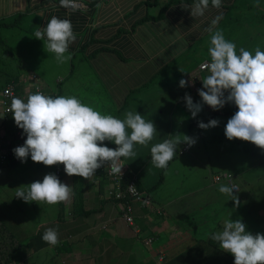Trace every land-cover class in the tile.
Instances as JSON below:
<instances>
[{
  "label": "crops",
  "instance_id": "obj_1",
  "mask_svg": "<svg viewBox=\"0 0 264 264\" xmlns=\"http://www.w3.org/2000/svg\"><path fill=\"white\" fill-rule=\"evenodd\" d=\"M81 1L83 5L72 10L61 7L60 0H0V18L10 21L16 17L15 22H17L23 18L24 12H34L35 33L41 27H46L52 16H57L60 19H70L73 31L77 35L76 41L69 47L71 53L69 61L62 64L58 63L55 57L47 58L41 61L40 65H35L33 69L26 67L28 71L16 73V75H6L3 79L5 84L10 80L13 82L24 79L25 76L34 73L45 88L55 91L56 95H61L59 92H73L71 89L77 86V94L85 101L93 105L103 103L106 111L115 109V112H110L115 115L114 117L123 120L126 112L136 110L143 115L145 120H152L157 128L153 140H156L157 136L161 134L159 126H162V132H169L170 128L178 122L179 115H186V113L183 114L184 108L179 103L180 100H183L184 107L187 108L186 101L176 96L170 86L177 78L185 77L186 73L194 70L191 54L196 52L194 58L198 61L199 48L194 46L210 35L206 29L212 19L223 13L222 19L217 25L221 31L240 28L229 21V15H236L235 18L240 22L246 6L251 4L250 2L245 3L243 0H222V7L217 9L211 6V0H209V7L204 16L192 17L190 9L197 0H164V4L162 0ZM185 5L189 8H183ZM262 11L264 14V7H262ZM6 23L0 27H7ZM38 41L40 40L34 37L31 41L32 47L34 42L36 44ZM10 55L14 59L12 51ZM31 55L32 53L29 57ZM204 57L198 62L202 61ZM55 64L65 66L66 74L49 79L45 72ZM2 72L3 70L0 69V75ZM70 76L76 79V84L70 82ZM6 78L10 79L6 81ZM57 78H60L59 81ZM62 82L64 85H61ZM50 85H54V89H51ZM84 91H86L87 97L84 96ZM119 112L123 113L119 115ZM189 114L186 116L190 126ZM190 115L192 116V114ZM197 115L193 122L199 119L200 114ZM210 116L211 114L205 113L204 120ZM220 116L227 118L222 114ZM105 143L110 148H116L111 142L106 141ZM30 159L29 156L25 163L16 159L13 164L0 168V203L2 201L8 205L7 209L0 205V212L5 213L0 219L16 236H18L16 231L24 228L25 220L30 221V219L23 218L26 216L22 214L21 208L14 209L13 216L8 214L13 210V199H18L15 197L17 188L27 187L22 179L17 178L13 173L20 172ZM121 160L125 167L135 170V165L129 164L124 158ZM261 160L264 161V158L259 161ZM226 170L224 179H231L228 184H235L237 187L236 184L239 182L232 181V178L237 175L243 179V183L249 182V184L247 183L248 190L246 189L248 193L251 190V194H253L256 183H260L259 180L251 179V177L260 179L256 167H249V169L241 167L237 172ZM46 171L52 173L49 167H46ZM97 172L89 180L84 179L86 186L83 191L85 208L94 209V211L85 215L73 216L70 211L72 199L62 202L63 208L58 204L57 206L56 204L52 205L54 207L53 216L42 220L38 225L33 224L34 230L23 232L21 236H18L20 239L30 236L29 244L24 247L26 255L32 256L33 253H38L39 247L48 245L42 240V236L48 228H55L59 233V243L47 254L51 255L54 260L58 257L61 258L63 263L71 260V262L74 261V264H109L115 260L113 264H164L168 259L173 260L182 250L180 243L176 249L175 245L170 242L168 233L164 234L165 238L161 240L167 239L166 242L158 244L161 241L153 239L150 243H143V233L136 232L118 215V205L111 200L107 193L108 181L105 180L100 185L96 178L99 175ZM229 174L232 175V178L228 176ZM63 183L72 187V176L65 173L64 166ZM95 184L97 188L93 189ZM102 191L104 198L100 195ZM86 192L92 194L93 196L89 195L88 197H93L95 201L98 200V203L87 206L84 196ZM108 200L110 202H107ZM231 203L238 218L244 220V215H239L236 210H239V207H236L233 201ZM196 205L193 206L188 202L184 206V211L189 213L190 209L192 212L197 210L194 218L208 217L209 226L212 228H214L212 222L220 220L219 224L224 223L226 219H220L221 215H227V209L232 208L231 206H219L214 200L212 202L210 200L200 201ZM137 211L147 213L146 210ZM150 218L151 221H148L144 231H148V229H157L162 233L166 231V218L161 216L155 218L154 215H151ZM153 219L157 222H154ZM181 228L177 227L175 232L186 233ZM29 233L32 234L28 235ZM212 234L210 233L208 238L201 237L198 242L195 240L187 247L198 246L199 248L191 261L184 256L187 259V264H230L234 261L232 254L220 249L218 242L211 239ZM34 240L37 241L35 244ZM156 242L157 244H155ZM100 245L103 250H94V247L99 248ZM164 246L167 251H164ZM78 248H82L83 254L77 252ZM105 252L108 253V256L105 255ZM83 256L87 257L88 262L77 263V260ZM25 264H29V262L27 261Z\"/></svg>",
  "mask_w": 264,
  "mask_h": 264
},
{
  "label": "clouds",
  "instance_id": "obj_2",
  "mask_svg": "<svg viewBox=\"0 0 264 264\" xmlns=\"http://www.w3.org/2000/svg\"><path fill=\"white\" fill-rule=\"evenodd\" d=\"M60 5L72 10L78 7L76 0H60ZM211 6L221 8L222 0H211ZM208 7L209 0H197L190 14L192 17H203ZM183 8L188 9L189 6ZM222 16L223 13H220L212 19L206 29L210 34L211 46L208 49L210 61L203 65L208 75L201 79L203 87L198 89L202 102L194 103L187 93L182 98L193 118L202 111L204 104L216 111L226 104H234L238 110L227 121L224 129L226 138L230 141L240 139L251 142L264 149V51L257 47L253 55L241 47L237 54L236 44L227 40L217 27ZM34 37L44 41L45 51L54 54L58 63H66L71 59L69 47L76 41L77 35L70 19L52 16L47 26L37 30ZM190 74L186 73L189 77ZM179 86L187 87L188 81L181 79ZM51 93L53 95L36 91L26 100L15 96L11 100L8 111L16 126L27 137L22 146L13 149L15 160L25 163L30 156L33 162L45 166L55 165L54 173L46 174L42 181L18 187L16 198L26 203L45 202L49 205L70 200L73 189L71 185L63 183V166L68 176L75 175L87 180L106 164L110 166L111 174L122 175L123 167L125 172H133L121 163V158L137 157L135 145L147 147L153 141L157 128L152 120H145L136 110L126 112L122 120L110 114H102L75 95H56L55 91ZM214 113L218 112L211 111L210 114ZM218 125L217 119H211L208 123L198 121V127L204 130ZM106 141L117 147H108ZM195 143L192 137L184 135L181 140L177 135L153 144L150 148L151 163L156 168L166 169L177 151L181 153ZM57 167L61 169L58 174ZM228 176L232 178L231 174ZM236 185H221L219 191L231 197V201L239 206L238 196L233 194L239 188ZM137 215L140 216V212L137 211ZM135 223L138 225L136 220ZM136 232L141 231L139 229ZM211 239L218 242L220 249L232 254L234 264H264V234L248 231L241 219L225 220L222 231L213 233ZM42 240L56 246L59 243L58 230L48 228Z\"/></svg>",
  "mask_w": 264,
  "mask_h": 264
},
{
  "label": "rangeland",
  "instance_id": "obj_3",
  "mask_svg": "<svg viewBox=\"0 0 264 264\" xmlns=\"http://www.w3.org/2000/svg\"><path fill=\"white\" fill-rule=\"evenodd\" d=\"M162 1L164 4L165 1ZM243 2H250L251 4L248 7L246 6L245 12L241 16L240 22L239 19L235 18L236 15H229V21L240 28L223 29L222 32L227 40H230L236 44L237 54H239V48L241 47L249 50L252 52V54L255 52L257 47L264 51V17L262 15L264 0H243ZM261 3H263V6H261ZM33 15L34 12H24L23 18H20L19 21L15 22L16 17H14L6 23L7 27H0V69L3 70L2 75L0 76L2 77V82L4 81L3 79L6 75H16V73L28 71L26 67L28 69H33L35 65H40L41 61L47 58H54V54L45 51L44 41L40 40L36 44L34 42L33 47L31 45L36 26V19L33 17ZM209 43L210 35L195 44L194 47L197 49L199 48L197 52V55H199L198 61L204 56L208 58ZM11 51L13 52L14 59L10 55ZM31 53L32 55L29 57ZM195 54L196 52L191 54V60H193L192 63L194 67L199 65V63H197L198 61L194 58ZM205 57L203 60H206ZM66 71L67 70L65 66L63 67L55 64L51 69L45 72V75L47 78L53 79L55 76L65 75ZM14 75L13 77H15ZM69 79L71 80V83L76 84V79L74 77L70 76ZM29 80H31L29 75L25 76L24 79L17 81L19 84L17 83L16 87L20 88L22 85V89L26 88L29 85ZM26 81H28V84L25 85ZM49 82L52 83L51 80H49ZM61 85H64V82H62ZM50 88L54 89V85H50ZM77 89V86L71 89L73 90V94L77 93ZM84 96L87 97L86 91H84ZM182 101L183 100H180L179 103L184 108L183 114L186 113V115H188L190 111L184 107V101ZM82 102L93 106V104L85 101L84 99H82ZM115 111V109H109L108 114ZM122 113L123 112H119V115ZM186 115H179L178 122L170 128L169 132H162V126H159L161 134L157 136V139L151 141V145L147 147L138 144L135 145L137 157L126 159L129 164L135 165V170L132 171L136 173L137 178H142L141 181L143 180V185L149 188L148 193L152 198V202H149V204L146 205V211L148 213H145V216H149L145 217V219L137 221L138 225L140 226L141 221L148 223L154 211L162 212L166 218V221L171 224V230L168 232L170 242L175 245L174 247H176V249L180 243V249L182 248L181 251L185 250L191 243H194L195 240L198 242L201 237L208 238L210 233L212 234L222 231L224 223H217L214 226L215 228H212L209 226L208 217L202 216V219L200 217L194 218L197 210L192 212L190 209L189 213L184 211V206H186L188 202H190L193 206H197V202L200 201L205 202L208 200H219L221 202L222 200H231V197L219 191V187L221 185L228 184L230 180L226 178L225 180L221 179L218 181L214 177L215 174L224 176L227 173L226 169L237 172L241 167H245L247 169H249V167H256L258 168L257 172L260 174V179L258 177H251V179L253 180L254 178L255 180H259L261 183L256 184L264 186V161H259L260 159L264 158V149L257 147L251 142L242 141L240 139H233L231 141L228 140L224 134V129L228 119H230L229 115H227V118H225L220 116L219 113H214L207 120H202L199 118L196 122L191 124V131ZM211 119L219 120V125L207 130L198 127V121L208 123V121ZM11 126L12 120L10 119L8 120V127ZM177 135L181 140L184 139V135L192 137L196 140V143L190 146L182 154L177 151V154L173 160L169 162L166 169L156 168L151 163V146ZM113 145L117 147L114 143ZM182 145H180V148ZM28 164L32 166L25 165L21 168L20 172L16 171L13 173L15 176H20L26 186L37 180L42 181L44 176L49 173L46 171V167H49L52 173H54L55 165L45 166L43 164L33 162L31 159L29 160ZM220 168L221 170L218 173H213L215 169ZM161 173H163V178L159 180ZM238 180L243 179H241V177L238 175L232 178L233 182H241ZM247 183L249 184V182ZM247 183H243V185L238 183L239 190H234L233 192L234 195L238 196L240 201L239 206L236 207H239V210L244 214V220L242 221L247 225L248 231L252 232L253 234H264V194L262 198H258L256 201L253 198L251 199V190L249 193L247 192L248 189L246 190V187H248ZM228 185L236 187L235 184ZM257 185H255L254 189L259 190L261 186ZM92 188L96 189V184ZM89 195L92 194L88 192L84 193L87 206L92 203L97 204L98 200L95 201L93 197L89 198ZM100 195L102 198H104L103 191L100 192ZM107 202L110 201L108 200ZM33 207L34 211H37L41 214V216H37L35 218L30 215L32 219L36 221H40L42 219L45 220L48 217L54 215L52 213L54 210L52 205H49L46 209H43V202L42 204L41 202H39V204L34 202ZM136 208L138 210L142 209L138 203H136ZM227 211L228 214H225L226 217L224 214H222L220 219H239L233 208H229ZM4 214V212H0V217H2ZM32 222L35 221L32 220ZM32 222L25 220L24 228L16 231L17 235L21 236L23 232L34 230ZM138 225L136 224L135 226L134 224V226H132L135 231L136 229H140ZM177 227H182L181 230L186 233L175 232ZM152 230L153 229H148V231L140 230L141 233H143V243L144 239L146 238L145 236L150 234ZM18 236L15 234V238H18ZM153 236L155 239V234ZM163 238H165V236L161 234L160 236L156 237V241H161ZM166 241L167 239L159 242L158 244ZM36 242L37 241L34 240V244ZM155 244H157V242ZM54 248H56V246H51L49 244L42 246V248L39 247L38 253H35L32 256H29V254L26 255L23 247L19 248L12 255L11 263L22 264L20 263V258H25L26 261L31 264H62L63 260L61 258L58 257L54 260L51 255L47 254L48 251L53 250ZM163 249H165L164 251H167L166 246H164ZM94 250H103V248L100 245L99 248L94 247ZM77 252L83 254L82 248H78ZM105 255L108 256V253L105 252ZM86 258L87 257L85 256L79 258L77 263L88 262ZM17 260L20 262L18 261V263ZM54 261H56V263H54ZM101 262L103 263L105 261ZM114 262L115 260L109 262V264H113ZM233 263L234 261H232L230 264ZM63 264H74V261L71 262L70 260V262H65Z\"/></svg>",
  "mask_w": 264,
  "mask_h": 264
},
{
  "label": "trees",
  "instance_id": "obj_4",
  "mask_svg": "<svg viewBox=\"0 0 264 264\" xmlns=\"http://www.w3.org/2000/svg\"><path fill=\"white\" fill-rule=\"evenodd\" d=\"M262 15L264 17V14H262ZM5 22H8V21L6 19H4V18H0V26L3 25ZM208 49H209V45H208ZM254 54H255V52L253 53V55ZM205 59L209 60L210 59V55L208 54V58H205ZM207 73L208 72L204 73L203 78H205L207 76ZM9 79L10 78H6L5 80L8 81ZM181 79H184V80L188 81V86L187 87L181 88L179 86V81ZM0 83L2 84V86L5 85V82L4 81L2 82V80H0ZM196 84H198V89H201L203 87V84H201L198 80L197 81H194V80L192 81L191 78L188 75H185V77L180 76L179 78H177L175 80V82L172 83V85L170 87L173 89L174 94L176 96H178V97L182 98L187 93V94H189L192 97L194 103L202 102L201 101V97L198 95V92L195 91ZM59 93L61 95H64V96L75 95L82 101V98L77 93L76 94H73V92H68V93L59 92ZM92 107L94 109H96L97 111L101 112L102 114H108L109 113L108 111L104 110L103 103L94 104ZM236 111L237 110H232L231 108L229 110L225 109L222 112V115H225V116L229 115L230 118H231L235 114ZM205 113H207L208 115L211 113V108L208 105H206V104L203 105L202 111L200 113H198V114H200L199 118L204 120L205 119ZM190 114H189V121L192 124L193 121H194V118ZM110 115L115 116L113 113H110ZM189 127H191V125ZM185 151L181 152L180 154L184 153ZM14 161H16L14 155H10V154H9V156L6 155L4 157V159L0 162V168L1 167H5V166H7L9 164H13ZM235 162H237V161H235ZM26 165H30V164H26ZM30 166H32V165H30ZM102 169H103L102 167L99 168V171L97 172V174H99V175L96 176V178H98V181L100 182V185H102L105 180L108 181V178H107L106 174H103ZM220 170H221V168L220 169H215L214 171L218 173ZM35 171H36V169H35ZM130 176H131V172L129 170H126V172L124 174V179L125 180H123V181H126ZM220 176H221V178L219 180L224 179L223 175H220ZM16 177L17 178H21L20 176H16ZM162 178H163V173H161L159 180H161ZM84 179L85 178H83V177H79V176H75V175L72 176L73 195L71 197L72 203L70 205L71 206V210L70 211L72 212L73 216H75V217L80 215V214L85 215L87 213H90V212L94 211V209L85 208L86 205L84 204V200H83V198H84L83 197V191H85L84 187L86 186V180H84ZM141 179L137 178V176H136L137 186L142 192L148 193V191H149L148 189L149 188L147 186L143 185L144 183H142L143 180L141 181ZM238 181H241L239 183H241V185H243L242 180H238ZM225 185H228V184H225ZM257 186H261V188L259 190L254 189L253 190V194L250 196L251 199L253 198L255 201L258 198H262L263 194H264V186L263 185H257ZM246 189H247V187H246ZM13 200H14L13 210L8 212V214L10 216H13V214L15 213L14 209L21 208L23 210L22 214H24L26 216V217H23V216L22 217L23 218H29L31 222H32V220L35 221V222H32L34 225H38V223H40L43 220L42 219L40 221H36V220L32 219V217L35 218L37 216H41L40 213H38L37 211H34V207H33L34 202H31V203H26L25 202L24 203V201L22 202V199H13ZM210 201L212 202L213 200H210ZM214 202L217 203L219 206L224 205V206H227V207L231 206L232 208H234V206L231 203V200H222L221 202L219 200H214ZM41 204H42V202H41ZM0 205L5 207L6 209L8 208V205L6 203L2 202V201H1ZM48 206H49V204L43 202V209H46ZM56 206H57V204H56ZM58 206L63 208L62 202L58 203ZM140 208H142L141 210H146V208H143L142 206ZM236 210L239 212V215H240L241 211L238 210V209H236ZM144 213H145V211L144 212L141 211L140 212V217H138L139 215H136L135 216V220L136 221L142 220L145 217ZM153 215L155 216V218H157L158 216H161L162 218H165V216L160 211H154ZM241 215H244V214L241 212ZM153 221L157 222V220H155V219H153ZM217 223H219V221L212 222V226L214 227ZM147 224L148 223H144L143 221H141L140 230L143 231L145 229V227L147 226ZM165 228H167V229H166V231L164 233H162L160 230L153 229L151 231V233L148 234V235L153 236L155 234V239H156V237L160 236L161 234H163V235L167 234L168 231L171 230V224L168 223L167 221H166V224H165ZM155 231H156V233H153ZM30 234H32V233H29L28 235H30ZM153 239H154V236H153ZM29 242H30V236H27V238H25V239L15 238L14 233L0 219V264H12L11 263V258H12V255L15 253V251H17L19 248H22V247L24 249V247H26L29 244ZM197 250H199L198 246H192L191 248H186L185 250H183L180 253H178L176 255V257L173 258V260H169L168 259L166 261V263H164V264H187V259L184 256H186L191 261V258H193L197 254ZM33 254H35V253H33ZM20 259L19 260L21 262L19 260H17V262L19 261L22 264H25L27 262L25 258H20ZM29 264H31V263H29Z\"/></svg>",
  "mask_w": 264,
  "mask_h": 264
},
{
  "label": "built area",
  "instance_id": "obj_5",
  "mask_svg": "<svg viewBox=\"0 0 264 264\" xmlns=\"http://www.w3.org/2000/svg\"><path fill=\"white\" fill-rule=\"evenodd\" d=\"M78 7L83 5L81 0H76ZM210 60H203L194 69L190 78L193 81H199L202 84L203 75L201 73L207 72L203 65ZM208 75V73H207ZM31 80H29V85L26 88L22 89V85L20 88L16 87L18 82H9L4 86L0 87V162L4 159L6 155H14L13 149L22 146L24 141L26 140V135L23 134V130L18 128L15 124L14 118L12 114L8 111L12 98L20 97L23 99H27L30 94L35 93L36 91H41L46 95H53L51 91L47 90L42 82L32 74L29 76ZM60 79V78H58ZM194 83V82H193ZM19 84V83H18ZM28 84L26 81L25 85ZM195 91L198 92V84H196ZM227 95V93H226ZM184 98V96H183ZM210 107V106H209ZM211 108V107H210ZM238 110L234 104H226L222 109L216 111L211 108L212 112L221 113L225 109ZM12 120V126L8 127V120ZM185 147V145H184ZM15 156V155H14ZM16 158V157H15ZM103 174H106L108 178V195L112 200L118 205V210L120 216L123 220L128 224H135V216L137 215L135 204H140V207H147L146 205L149 202H152V198L148 193H143L137 186L136 183V173L132 172L131 176L126 180L124 179L125 169L122 168V175L111 174L110 166L105 165L102 166ZM61 171L59 167L56 168V173L58 174ZM225 176V175H224ZM215 178L219 180L221 176L219 174L215 175ZM139 229H136L138 231ZM153 239V236H147L145 238V243H150Z\"/></svg>",
  "mask_w": 264,
  "mask_h": 264
}]
</instances>
